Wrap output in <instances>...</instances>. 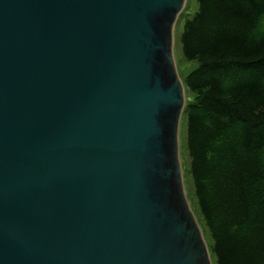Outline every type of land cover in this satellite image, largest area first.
Instances as JSON below:
<instances>
[{
	"label": "water",
	"instance_id": "obj_1",
	"mask_svg": "<svg viewBox=\"0 0 264 264\" xmlns=\"http://www.w3.org/2000/svg\"><path fill=\"white\" fill-rule=\"evenodd\" d=\"M186 0H0V264H213L184 182Z\"/></svg>",
	"mask_w": 264,
	"mask_h": 264
},
{
	"label": "trees",
	"instance_id": "obj_2",
	"mask_svg": "<svg viewBox=\"0 0 264 264\" xmlns=\"http://www.w3.org/2000/svg\"><path fill=\"white\" fill-rule=\"evenodd\" d=\"M183 26L189 175L213 264H264V0H196ZM260 214V216H258Z\"/></svg>",
	"mask_w": 264,
	"mask_h": 264
},
{
	"label": "rangeland",
	"instance_id": "obj_3",
	"mask_svg": "<svg viewBox=\"0 0 264 264\" xmlns=\"http://www.w3.org/2000/svg\"><path fill=\"white\" fill-rule=\"evenodd\" d=\"M197 11V4L196 0H186L185 6L181 14L179 15V18L177 20V23L174 27V57L176 62V68L177 72L180 76L181 81L184 84L187 78L190 76V74L198 68V65L195 62H189L183 58L182 53V46H181V35L183 32V26L184 23L191 19L192 16ZM260 29H264V24L260 25ZM196 102L195 96L191 93H189L185 88V107L183 110V115L181 117L180 121V127H179V147H180V155H181V164H182V172H183V178L185 185L187 187V196L191 205V208L199 222V225L201 227V230L203 232L206 244L208 246V249L210 251V240L209 235L207 234V231H205V227L199 217V214L196 209V203L193 198V187L191 183V178L189 175V159L187 157V151H186V141H187V125H186V111L188 110L189 106L194 104ZM260 216V214H258Z\"/></svg>",
	"mask_w": 264,
	"mask_h": 264
}]
</instances>
